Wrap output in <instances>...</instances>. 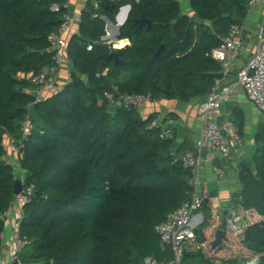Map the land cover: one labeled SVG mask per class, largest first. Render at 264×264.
Returning a JSON list of instances; mask_svg holds the SVG:
<instances>
[{"label":"trees","instance_id":"obj_1","mask_svg":"<svg viewBox=\"0 0 264 264\" xmlns=\"http://www.w3.org/2000/svg\"><path fill=\"white\" fill-rule=\"evenodd\" d=\"M69 1L0 0V215L12 207L21 170L24 185L34 187L20 224L31 244L17 264H144L149 256L169 262L173 252L161 248L155 227L191 196L189 170L171 164L174 141L149 128L155 114L143 118L119 98L150 92L157 100L204 99L222 77L211 52L232 25L243 26L250 0H88L68 41L69 80L37 102L29 77L53 65L48 37ZM111 6L114 14L131 6L117 36L130 45L120 49L102 42L101 17L116 23ZM141 18L152 23L149 31L136 24ZM29 112L34 131L17 168L4 161V139L19 144ZM237 131L243 132L239 123ZM254 141V169L240 171L234 201L263 219L248 226L244 247L227 240L232 259L215 261L202 247L211 246L221 218L207 202L198 246L183 264H264V124ZM4 229L0 220V250ZM245 248L255 257L243 258Z\"/></svg>","mask_w":264,"mask_h":264},{"label":"built area","instance_id":"obj_2","mask_svg":"<svg viewBox=\"0 0 264 264\" xmlns=\"http://www.w3.org/2000/svg\"><path fill=\"white\" fill-rule=\"evenodd\" d=\"M259 5H264V0H250L248 4L249 12ZM65 7L69 9L70 2ZM124 9L128 11L123 23L129 16L131 6H124L119 11L120 15ZM52 10L58 12L60 7L55 5ZM101 18L107 23L106 35L102 38V42L113 49H120L117 47L118 42H121L117 39L120 28L119 22L112 23L106 16ZM74 25V17L68 11L64 14L58 30L48 37L49 51L53 54V65L29 77L34 87L37 102L57 93L64 85L62 82L64 80L63 69L71 66L67 56L68 41L71 36L77 34ZM243 34V26L232 25L221 46L211 52V57L222 66V77L216 81L210 93L200 103V132L195 150L184 154L178 153L175 149L169 151L172 165L182 166L189 170V183L192 187V194L189 199L173 211L165 221L155 227L161 242L166 247L171 248L173 260L160 262L154 256H149L145 259L144 264H183V258L186 253L198 246L196 229L202 224L203 208L210 201L201 178V172L204 168V155L206 154L208 161L213 164V171L217 173L220 179H224L226 176L225 169L216 165L218 156H225L230 149L237 148L243 144L242 137L235 129L234 123L231 120H221L220 118L222 106L230 100L235 87H242L249 100L264 114V20L257 31V50L254 56L245 67L237 72L235 84L226 82L235 69L236 60L242 48ZM125 46L127 45L125 44L123 47ZM91 49L92 46H89V50ZM67 78L69 80L70 75ZM105 97L110 102L114 101L112 93H107ZM119 102L126 108L139 110L146 105L157 104L159 100L155 99L150 92L147 94L125 93L120 96ZM31 117L29 112L21 124L22 138L15 148L19 155L25 141L28 140L34 131ZM174 125L175 119L170 115H156L151 121L149 128L159 129L162 139L173 140ZM4 161L10 164L5 156ZM17 168H20V164ZM19 178L24 184L25 173L22 170ZM33 194L34 187L24 185L23 191L15 196L11 209L0 215V220L5 223V229L12 224V236L8 253L9 260L13 263H19L20 255L31 244V240L21 234L20 224L24 216V206L31 201ZM14 208L17 209L18 221L12 223L9 216ZM256 215L258 214L255 210H245L243 207L238 208L237 205L232 206L225 217L227 238L244 247L245 231L249 225L254 223ZM214 264L219 263L215 262Z\"/></svg>","mask_w":264,"mask_h":264},{"label":"crops","instance_id":"obj_3","mask_svg":"<svg viewBox=\"0 0 264 264\" xmlns=\"http://www.w3.org/2000/svg\"><path fill=\"white\" fill-rule=\"evenodd\" d=\"M69 2V11L74 17V29L75 32L78 33L81 13L86 7L88 0H70ZM263 20L264 5H259L248 13L243 23L244 34L242 38V48L237 57L235 69L226 80L228 84L236 83L237 72L245 67L254 56L257 50V31ZM121 43L130 45L128 40H122ZM63 70L62 75L64 80H62V82L65 84L68 81L67 77L70 75L71 66L65 67ZM202 101L203 98H197L189 102L161 99L157 104L146 105L139 109V113L141 111L144 118H148L151 114H155L154 117L156 115H171V117L175 119L173 138L175 145L174 149L181 154L190 153L195 150L197 141L199 140V107ZM220 115L221 120H231L235 117V120L243 126V132L240 135L243 144L237 148L230 149L227 155H219L217 158L216 165L226 171L224 179H220L213 171V164L208 161L207 155H204V168L201 172V178L204 182L205 192L208 193L210 197V205L213 214L218 215L219 218L222 219L226 217L227 211L232 206L237 205L238 208H241V205L238 203L235 204L234 201L236 195L242 190L239 173L243 169H254V139L260 124H264V114L249 100L242 87L236 86L230 100L222 106ZM238 123L234 124L236 130ZM4 146L6 148V159L9 161L10 165L18 167L20 164V155L15 151L17 146L15 141L10 136L6 135ZM17 216V209L14 208L11 210L9 216L12 223L18 221ZM254 219V223H257L263 218L260 215H256ZM11 233L12 224L4 230L2 237L3 244L0 250V264H17L9 260L8 250L10 249ZM215 237L216 233L212 238L215 239ZM202 248L206 255L215 258V261H225L233 257V251L227 245L225 248L213 249L211 244V246L204 245ZM246 253L250 254V251L245 249L243 251V258H248ZM193 264H197V261H193Z\"/></svg>","mask_w":264,"mask_h":264},{"label":"water","instance_id":"obj_4","mask_svg":"<svg viewBox=\"0 0 264 264\" xmlns=\"http://www.w3.org/2000/svg\"><path fill=\"white\" fill-rule=\"evenodd\" d=\"M123 7H121L119 9L122 10ZM114 6H111L109 8H107L106 10L113 13ZM131 11V10H130ZM129 11V13H130ZM114 14V13H113ZM120 16V12H118L117 14H114L115 20L118 21ZM127 21V20H126ZM125 21V23H126ZM125 23L120 24V27L123 26ZM136 24H140L141 27H143L144 25H147V31H149L152 27V23L144 18H141L139 20L136 21ZM164 46H161V48L158 50L157 54H156V58L161 54V52L163 51ZM118 63V60H117ZM35 104L32 106V109L34 108ZM131 112L133 113H138V109L133 108L131 109ZM24 189V184L22 182V180L20 178L15 180V188H14V194L15 196L19 195ZM225 227H226V218H222L221 219V226L220 228L216 231V237L214 239V241L212 242V248L216 249V248H225L226 244L225 242L227 241V235H226V231H225ZM161 248L162 249H166V246L161 242Z\"/></svg>","mask_w":264,"mask_h":264},{"label":"bare ground","instance_id":"obj_5","mask_svg":"<svg viewBox=\"0 0 264 264\" xmlns=\"http://www.w3.org/2000/svg\"><path fill=\"white\" fill-rule=\"evenodd\" d=\"M127 11H128L127 9H124V10L122 11V13H121V15H120V17H119V19H118L119 24H122V23L124 22V20L126 19ZM122 44H123V43L118 42L117 46H120V48H121V47L123 48L124 44H123V46H122Z\"/></svg>","mask_w":264,"mask_h":264},{"label":"rangeland","instance_id":"obj_6","mask_svg":"<svg viewBox=\"0 0 264 264\" xmlns=\"http://www.w3.org/2000/svg\"><path fill=\"white\" fill-rule=\"evenodd\" d=\"M181 2H183V3H185V2H187L188 0H180ZM188 13H190L189 11H188ZM118 48H120V46H117ZM139 111V110H138ZM140 114H141V116L144 118V116H143V114H142V112L140 111ZM16 172H17V170H16ZM217 174V173H216ZM16 175H18V173L16 174ZM246 249V248H245ZM244 249V250H245ZM248 250V249H247ZM248 251H250V250H248ZM247 254V253H246ZM245 254V255H246ZM247 256H248V259H251V258H254L255 257V255L250 251V254H247ZM251 256H254V257H251Z\"/></svg>","mask_w":264,"mask_h":264}]
</instances>
